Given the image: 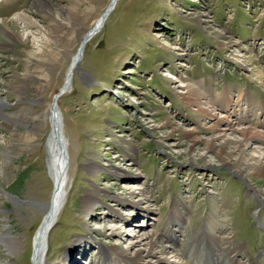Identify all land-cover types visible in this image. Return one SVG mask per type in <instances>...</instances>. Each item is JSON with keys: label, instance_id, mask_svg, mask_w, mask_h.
<instances>
[{"label": "rangeland", "instance_id": "1", "mask_svg": "<svg viewBox=\"0 0 264 264\" xmlns=\"http://www.w3.org/2000/svg\"><path fill=\"white\" fill-rule=\"evenodd\" d=\"M111 1L0 0V29L10 33H0V116L11 117H0V236L9 230L19 238L14 252L0 241L1 264H33L54 191L46 159L51 101ZM17 12L45 34L24 30L12 20ZM5 41L9 46L1 47ZM87 45L70 89L57 100L69 184L49 234L48 263L70 255L69 264H115L103 260V246L112 258L116 251L134 257L146 247L143 236L154 232L175 248L154 264H177L185 261L189 237L216 210L217 243L239 245V261L264 264V202L248 193L264 190V177L244 180L206 149L213 139L239 136L227 131L231 120L264 133V0H118ZM187 83L208 94V114L185 99ZM263 146L253 140L246 158L257 159ZM136 213L148 216L133 219Z\"/></svg>", "mask_w": 264, "mask_h": 264}, {"label": "bare ground", "instance_id": "2", "mask_svg": "<svg viewBox=\"0 0 264 264\" xmlns=\"http://www.w3.org/2000/svg\"><path fill=\"white\" fill-rule=\"evenodd\" d=\"M118 0H112L104 13L100 16V18L96 21L94 26L87 32V34L81 40V44L77 50V52L72 56V61L70 67L68 69L65 82L61 92L56 96V105L57 108L54 107L53 103L51 105V113H50V124H51V132L49 138L46 143V159L49 170V175L53 181L54 191L51 198L50 203L44 208V217L43 221L36 232V236L34 239V255H33V264H50L47 260V252L46 248L48 247V238L50 231L55 226L57 218L66 202L67 193H68V184H69V152H68V140L65 136L64 132V123L62 112L58 106L57 100L58 97L66 92L71 87L73 72L77 68L79 62L81 61L84 55V49L88 42L100 31L103 27L105 21L109 17L111 11L113 10L116 2ZM12 20L18 22L24 30H27L31 35H35L36 33L45 34L44 30L39 27L25 12H17L12 15ZM2 22H6V20H2ZM9 29L7 27L5 29H0V33L3 35L10 36L8 33ZM27 32V33H28ZM27 35V34H26ZM14 40L9 43H13ZM9 43L6 41L2 43L1 47L9 46ZM4 44V45H3ZM88 46V45H87ZM84 59V58H83ZM184 87L185 99L194 105L197 108V111L201 113H207L210 109L208 104L210 103L208 100V94L205 93L201 86L197 83H187L182 85ZM182 93V94H183ZM218 97H215V102H218ZM232 99L229 100V103ZM6 105V102L0 97V112L1 108ZM2 119H5L6 122H10V118L6 116H0ZM13 120V119H12ZM16 121V120H13ZM235 122V123H234ZM5 123V122H4ZM237 121L231 120L228 123L227 131L232 133H237L239 136H235L233 139L224 140V142L217 143L216 141H212V145L208 146L206 149L208 152L215 151V155L219 161H222V164H226L231 172L238 177L247 180L249 179H258V181L262 180L264 177V153L261 152L263 148H257V159L254 158H246L247 151L246 147H249L253 140H259L263 142L264 145V133L257 130L256 128L251 127H236ZM239 123V122H238ZM263 123V122H262ZM165 124H170V121L167 119L162 123V127ZM2 125V124H0ZM179 128V127H178ZM177 129V127H176ZM180 129V128H179ZM190 135H196L197 132L194 130H190ZM259 138V139H258ZM219 139V138H215ZM197 142V136L192 138L191 144L189 145V149L194 150L195 144ZM182 142L178 141L173 143V145L180 144ZM243 146L245 148H243ZM248 150V149H247ZM206 155V154H205ZM225 155V157H224ZM204 156V155H203ZM206 157V156H204ZM208 164V163H207ZM209 165V164H208ZM112 173L117 177H126L129 178L131 174H122L119 171L113 170ZM250 195L255 197H261V200L264 202V190L262 188L251 189L248 192ZM101 193L97 191L89 195L87 201V205L89 208L96 206L93 202L95 198ZM107 196V194H104ZM112 197V196H110ZM114 201H125L124 199H119L117 197H113ZM129 202V201H127ZM135 202H132L130 205H134ZM66 205V204H65ZM137 205V204H135ZM116 215L124 219L125 214L122 212H118L113 210ZM263 212V209L258 210V212ZM151 213V212H150ZM133 215V219L140 215L148 216L146 213H136ZM218 211H213L208 215L207 222H205L204 226L200 230H196L187 240L186 250L184 252L185 261H181L177 264H254L253 262H243L239 261L236 255H240L242 253V249L239 245L232 247H223L221 244L217 243V236H213L211 231L216 228L218 224ZM141 216V217H142ZM220 220V219H219ZM181 222V220H180ZM223 222V221H222ZM141 241H144L146 247L144 249H139L134 257H130L126 254V252L116 251V258L110 257V254L107 252L106 247H102V252L104 253L103 260H107L111 263L115 264H138L139 260H146L144 264H154L155 262H160L163 259V255L171 250L175 251L174 247H169V244H163L162 235H157L154 232H149L143 236ZM227 239V237H226ZM225 239V240H226ZM0 241L6 244L11 252L17 250L19 245V238L14 237L10 234L9 230L0 236ZM78 243V242H77ZM70 256V255H69ZM66 256L63 259V263L60 264H69L73 258ZM105 258V259H104ZM174 262V261H173ZM1 264V263H0ZM8 264V263H5ZM176 264V263H175Z\"/></svg>", "mask_w": 264, "mask_h": 264}, {"label": "water", "instance_id": "3", "mask_svg": "<svg viewBox=\"0 0 264 264\" xmlns=\"http://www.w3.org/2000/svg\"><path fill=\"white\" fill-rule=\"evenodd\" d=\"M59 92H61V89H59L58 93ZM56 96H57V93L53 95V98H52V101H51L53 103V105H54L55 108H57V105H56Z\"/></svg>", "mask_w": 264, "mask_h": 264}]
</instances>
